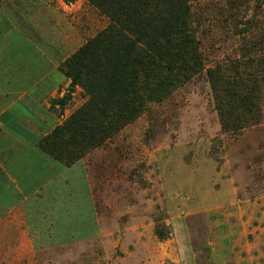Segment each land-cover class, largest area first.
Wrapping results in <instances>:
<instances>
[{"label":"rangeland","instance_id":"374dc122","mask_svg":"<svg viewBox=\"0 0 264 264\" xmlns=\"http://www.w3.org/2000/svg\"><path fill=\"white\" fill-rule=\"evenodd\" d=\"M141 1L0 0L45 110L9 100L28 87L0 70V115L34 141L0 122V264H264V0H171L184 70L153 94L150 62L112 101L97 74Z\"/></svg>","mask_w":264,"mask_h":264},{"label":"trees","instance_id":"16d2710c","mask_svg":"<svg viewBox=\"0 0 264 264\" xmlns=\"http://www.w3.org/2000/svg\"><path fill=\"white\" fill-rule=\"evenodd\" d=\"M138 6V16L127 19L128 35L121 38V50L111 54L97 74L105 82L104 92L112 101L125 97L128 87H133V81H141L148 75L145 65L150 62L160 67L161 77H165L156 82L152 93L160 95L165 87L174 86V76L178 70H184L187 51L194 44L186 13L177 10L171 0H142ZM142 48L148 50L147 62L138 59ZM77 82L72 79L73 85ZM241 104L244 103L241 101Z\"/></svg>","mask_w":264,"mask_h":264},{"label":"crops","instance_id":"0c3cea01","mask_svg":"<svg viewBox=\"0 0 264 264\" xmlns=\"http://www.w3.org/2000/svg\"><path fill=\"white\" fill-rule=\"evenodd\" d=\"M6 21H8L10 24L19 23L20 18H18L16 15H12L11 18L6 17ZM21 35V32L16 33L15 31L6 30V32L2 36H0V70L19 69L23 71V73L14 80H16L19 86L28 88L27 90L23 89L18 98H10L9 100L27 103V108L30 112H32L33 115H35L36 117H44L45 110L40 104L42 98L40 96H37V91L32 92V89L30 88L32 85L30 73V57H25V55L28 54V51L25 50L26 43L22 41ZM17 45H19V48ZM15 48L17 49L14 50ZM15 54H17L18 57L15 58ZM25 70L27 71L26 74ZM32 80L35 87L41 88L49 84L47 75H43L42 78L39 76L34 77ZM14 93L15 92L13 91L12 94ZM0 122L2 124V129L7 131L8 133L16 134L29 143L34 142L32 141V135L30 131L25 126L21 125L18 117H16V115L12 111L7 110L6 112L2 113L0 115ZM10 204H8L7 207ZM12 210H15V207L8 211L10 212ZM21 210L22 212L25 211L24 208H22Z\"/></svg>","mask_w":264,"mask_h":264}]
</instances>
